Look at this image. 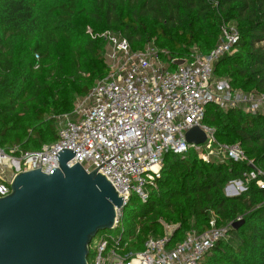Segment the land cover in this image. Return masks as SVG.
I'll return each instance as SVG.
<instances>
[{
	"label": "trees",
	"instance_id": "16d2710c",
	"mask_svg": "<svg viewBox=\"0 0 264 264\" xmlns=\"http://www.w3.org/2000/svg\"><path fill=\"white\" fill-rule=\"evenodd\" d=\"M222 25H234L239 41L215 63L213 75L263 94L264 0H0V148L34 151L54 142L53 116L70 112L74 97L105 76V40L92 38L88 28L94 35L120 33L134 50L154 39L171 58H186L192 47L209 53ZM203 123L215 129L218 142L239 144L264 170V115L209 104ZM248 171L245 162L205 163L194 151L164 155L148 201L132 196L123 209L126 249L142 251L148 236L161 237L160 220L177 225L173 247L188 231L206 230L212 218L221 226L241 217L243 224L202 264H264V188L252 182L239 196L224 193Z\"/></svg>",
	"mask_w": 264,
	"mask_h": 264
},
{
	"label": "built area",
	"instance_id": "2783aa9c",
	"mask_svg": "<svg viewBox=\"0 0 264 264\" xmlns=\"http://www.w3.org/2000/svg\"><path fill=\"white\" fill-rule=\"evenodd\" d=\"M87 33L105 40V76L95 81L86 95L75 98L70 112L53 116L54 142L34 151H23L19 146L0 148V198L10 193L9 185L17 173L41 168L42 173L50 174L57 169L55 155L61 150L75 153L69 167L79 164L87 173L97 171L104 176L125 207L132 196L141 203L148 201L168 153L184 156L194 151L205 163L232 160L252 166L241 178L226 184L229 197L238 196L252 182L264 188V170L239 144L218 142L215 129L203 123L209 104L223 111L239 109L245 114L264 115V93L234 89L227 80L213 81L215 63L231 54L239 41L234 25H222L209 53L192 47L186 58H171L154 42L134 50L120 33L94 35L89 28ZM195 127L205 134L201 145L185 139ZM122 212L116 209L110 229L114 234L105 231L91 241L88 264H202L218 242L230 238L233 223L242 220L237 217L218 226L212 218L206 230L188 231L173 247L168 244L177 225L160 220L163 235L148 236L143 250L133 252L126 249L129 241H123Z\"/></svg>",
	"mask_w": 264,
	"mask_h": 264
},
{
	"label": "water",
	"instance_id": "95a60500",
	"mask_svg": "<svg viewBox=\"0 0 264 264\" xmlns=\"http://www.w3.org/2000/svg\"><path fill=\"white\" fill-rule=\"evenodd\" d=\"M185 139L201 145L206 137L195 127ZM55 156L57 169L17 173L0 198V264H88L91 241L112 228L116 209L125 208L104 176L67 165L75 153Z\"/></svg>",
	"mask_w": 264,
	"mask_h": 264
},
{
	"label": "rangeland",
	"instance_id": "374dc122",
	"mask_svg": "<svg viewBox=\"0 0 264 264\" xmlns=\"http://www.w3.org/2000/svg\"><path fill=\"white\" fill-rule=\"evenodd\" d=\"M150 42H154V39L150 40L149 43H150ZM146 45H147V44H146ZM101 78H103V76H102ZM101 78H99V79H101ZM99 79H97V80H99ZM97 80H96V81H97ZM216 80H227V81H228V79H226V78H220V77L217 78L216 76L213 75V81H216ZM76 97H77V96L74 97V100H73V101H75V98H76ZM225 188H226V187H225ZM225 188H224V193H225V195H226L227 197H229L228 193L225 191ZM243 192H245V191L240 192L239 195H241ZM239 195H238V196H239ZM133 197H135V196H133ZM232 197H233V196H232ZM106 232L109 233V234H114V231H112V230H107Z\"/></svg>",
	"mask_w": 264,
	"mask_h": 264
}]
</instances>
